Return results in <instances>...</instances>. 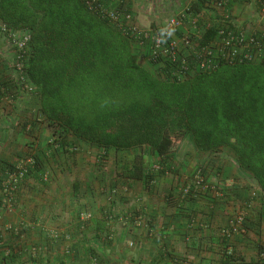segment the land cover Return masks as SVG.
<instances>
[{
    "label": "crops",
    "instance_id": "obj_1",
    "mask_svg": "<svg viewBox=\"0 0 264 264\" xmlns=\"http://www.w3.org/2000/svg\"><path fill=\"white\" fill-rule=\"evenodd\" d=\"M148 1L111 0V6L125 5L148 27L167 11L166 1L152 7ZM252 6L234 5L249 33L256 30L248 25ZM179 8L168 7L174 13ZM8 52L0 45V77L6 81ZM10 87L14 100L0 102V181L24 158L38 162L12 210L3 208L0 192V264H259L264 194L230 149L202 153L192 141L185 150L180 145L175 158H159L161 171L143 167V178L131 179L134 162L126 155L111 167L110 150L80 151V140L55 134L37 96ZM198 169L206 188L185 193L194 188ZM241 212L247 215L243 232L226 237Z\"/></svg>",
    "mask_w": 264,
    "mask_h": 264
},
{
    "label": "trees",
    "instance_id": "obj_2",
    "mask_svg": "<svg viewBox=\"0 0 264 264\" xmlns=\"http://www.w3.org/2000/svg\"><path fill=\"white\" fill-rule=\"evenodd\" d=\"M260 1L237 0L253 5L247 16L255 17ZM108 8L111 0L92 7L86 0H0V21L31 34L32 95L55 134L103 152L149 146L161 158L190 135L202 153L230 149L264 194V59L177 80L109 23ZM214 35L207 32L205 42ZM162 112L174 113L184 133L173 136ZM127 176L144 172L136 167Z\"/></svg>",
    "mask_w": 264,
    "mask_h": 264
},
{
    "label": "built area",
    "instance_id": "obj_3",
    "mask_svg": "<svg viewBox=\"0 0 264 264\" xmlns=\"http://www.w3.org/2000/svg\"><path fill=\"white\" fill-rule=\"evenodd\" d=\"M92 7L99 0H86ZM200 10L193 9L198 0H186L175 14L163 21H156L145 27L135 21L125 5L103 10L104 17L122 34L131 39L140 52H146L149 61L167 67L172 78L183 80L199 72H212L224 64H245L264 59V0L259 3L258 17L247 16L248 25L256 26L254 32H247L241 19L234 14L237 0H199ZM250 10V7H249ZM247 15V14H246ZM214 31L212 40L205 42L207 32ZM32 37L29 32L17 31L0 21V45L9 53L10 78L0 77V102L14 100L10 83L25 93L33 94L35 88L27 74L28 59L31 54ZM147 49V50H146ZM141 53V54H142ZM32 156L19 161L0 181L1 201L4 209H13L20 187L26 182L31 169L36 167ZM154 172L161 171L160 166ZM203 169L194 174L193 187L185 193L205 189ZM48 181V174L43 182ZM246 212H241L225 231L226 237L240 234L244 230ZM82 217L88 218L84 214ZM259 264H264V256Z\"/></svg>",
    "mask_w": 264,
    "mask_h": 264
},
{
    "label": "rangeland",
    "instance_id": "obj_4",
    "mask_svg": "<svg viewBox=\"0 0 264 264\" xmlns=\"http://www.w3.org/2000/svg\"><path fill=\"white\" fill-rule=\"evenodd\" d=\"M163 1H166L167 3V11L165 12H161V13H158L157 18L155 20L156 21H163L171 16H173L175 13H174V10L171 9L172 11H170L168 9V7H180L183 5V3H185L186 0H149L148 1V5H150L151 7L153 5H157V4H160L162 3ZM155 3V4H154ZM162 8L164 9L165 7L162 6ZM161 118L163 119L164 123H165V127L169 129L170 133L173 135V136H177L179 135L180 133H184L182 132V129H181V125H180V121L178 119V117L174 114V113H169V112H162L161 114ZM70 135L69 134H64L63 137H69ZM78 141V140H77ZM79 142V141H78ZM191 142H192V138L190 135L186 136L182 141L180 142H177L175 144V146L171 149V152L169 153L172 158L174 156V153L177 149H179L180 145H185V146H181V148H183L184 150L187 148L190 147L191 145ZM80 144L79 145V150L82 151V150H88L87 147L89 146H92L94 148V151H96L97 153H99V149L98 147L94 146V145H91L89 143H86V142H79ZM75 145V144H74ZM91 147V148H92ZM90 148V149H91ZM180 148V149H181ZM79 151V152H80ZM126 155V157L129 159V160H132L134 163V167L133 168H149L150 170L149 171H153L152 169L155 167V166H159L162 167L164 165L160 164V159L161 158L154 150H152L149 146H144V147H140V148H135L134 150H131V151H123V152H116L114 150H110V159H109V163L107 164V166H111V167H115L118 163V155ZM143 155H146V156H143ZM169 156V155H168ZM168 156H166L165 158H169ZM105 157H107L106 155H103L102 158H101V161L102 163H100V165L102 166H105L106 165V162L104 163V159ZM166 168V167H165ZM171 171V170H170ZM197 170H195L196 172ZM177 174V173H176Z\"/></svg>",
    "mask_w": 264,
    "mask_h": 264
}]
</instances>
